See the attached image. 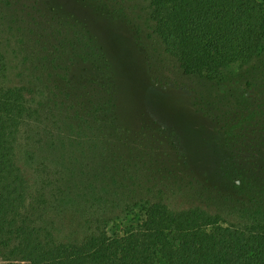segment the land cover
<instances>
[{
  "label": "trees",
  "instance_id": "trees-1",
  "mask_svg": "<svg viewBox=\"0 0 264 264\" xmlns=\"http://www.w3.org/2000/svg\"><path fill=\"white\" fill-rule=\"evenodd\" d=\"M78 1L107 85L63 65L44 0H0V264H264V2ZM105 106L216 129L228 188L109 139Z\"/></svg>",
  "mask_w": 264,
  "mask_h": 264
},
{
  "label": "rangeland",
  "instance_id": "rangeland-1",
  "mask_svg": "<svg viewBox=\"0 0 264 264\" xmlns=\"http://www.w3.org/2000/svg\"><path fill=\"white\" fill-rule=\"evenodd\" d=\"M261 1L264 2V0ZM44 2L47 4L46 6L53 8L51 12L53 15L51 17L55 19L54 21L50 20L47 22L46 35H48L47 32H49L52 36L51 42H53L57 48L65 54V62L63 65L70 67L73 73L87 76L90 80V83L88 82L89 85L93 82L107 85V80L104 77L100 66L96 65V62H94L95 59L93 54V51L96 53H98V51L101 52L98 47H102L104 39L99 33L92 30L90 25L83 19L79 7L81 4L78 3L79 1L44 0ZM45 12L48 13L47 10ZM65 36H68L70 42L66 44L64 41L63 44L65 47H62L60 42H63V37ZM95 39L100 44L95 42ZM91 66H96L95 69L97 70L91 71L89 68ZM145 109L146 110L138 112L135 118L138 119V117L141 116L140 113L143 112L146 116L150 114L155 115V113H162L163 115L168 116L166 108L158 104V101L152 109L150 107L153 112L149 111L148 107H145ZM128 113L129 112L126 110L112 109L108 108V106L99 110L98 118L103 120L107 125L105 132L109 139L112 140L114 137L115 139H119L121 143L125 142V144L131 148L133 146L136 147L138 153L145 155V157H147L145 160L149 161H153L152 159L157 160L156 157L158 156H161V158L165 157L166 159L176 158L178 162L183 165L185 161H188L190 165L194 166V169L199 167L195 162L200 161L204 168H210L212 170L211 172L205 170L204 173L205 176H208L207 178L211 183L216 184V187L223 191L224 188H228L226 180L220 179L213 173L216 168L212 167V164H218V162H215V159L216 161L228 160L227 156L223 157L217 154V149L219 148L218 143L220 142L221 136L216 129H211L210 133L205 134L206 136L202 134V140L194 141L189 136L185 139L183 132H180L178 135L177 132L173 133L166 130L161 125V122H158L160 123L158 125L157 122L144 119L143 123L136 125V122L134 123L133 120L126 118ZM114 116L116 119H114ZM169 120L171 121V125L174 126L175 120ZM182 127L187 128L184 124ZM119 132L121 134L118 135ZM124 138L128 141H124ZM203 146H205L204 150H202V148H204ZM26 169L28 170L26 173L33 180L34 173L32 168L26 166ZM116 230L117 228H115L113 224L108 228L109 234H113Z\"/></svg>",
  "mask_w": 264,
  "mask_h": 264
}]
</instances>
